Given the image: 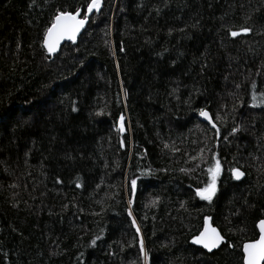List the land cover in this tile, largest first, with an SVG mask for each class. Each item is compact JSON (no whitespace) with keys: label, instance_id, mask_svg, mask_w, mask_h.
Listing matches in <instances>:
<instances>
[{"label":"trees","instance_id":"obj_1","mask_svg":"<svg viewBox=\"0 0 264 264\" xmlns=\"http://www.w3.org/2000/svg\"><path fill=\"white\" fill-rule=\"evenodd\" d=\"M89 3L0 0V264H244L264 219V0H103L49 55L55 17ZM205 216L227 238L211 253L190 242Z\"/></svg>","mask_w":264,"mask_h":264},{"label":"snow or ice","instance_id":"obj_2","mask_svg":"<svg viewBox=\"0 0 264 264\" xmlns=\"http://www.w3.org/2000/svg\"><path fill=\"white\" fill-rule=\"evenodd\" d=\"M101 0H90V3L87 5L88 12H92L94 9L99 10ZM80 10H76V14L68 13V12H60L56 16V22L53 24L51 28L47 30V34L45 37V44L49 50V52L55 51L56 46L60 39H62L65 35H67L70 39L75 38V34L79 31L81 27L85 24L88 17L85 15L83 19L79 17ZM242 31L247 32L248 29H243ZM233 36L238 35L237 32L232 33ZM264 95V94H262ZM264 102V101H262ZM200 115L205 118L210 119L208 112L201 109ZM121 119H123L121 117ZM236 131V129H233ZM195 159V157H193ZM221 171V166L219 160L216 161L214 167H210L208 169V173L210 174V182L204 187L197 189V195L202 199L211 200L212 196L216 192V180ZM233 173L237 179L243 175L239 169H233ZM132 187H136V181H132ZM207 219V218H206ZM135 223V220H133ZM260 228V236L259 239L245 243L243 246L244 250V264H261L264 262V220L259 221ZM139 231V229H137ZM223 236L215 228L205 227L204 231L200 233L199 236L194 237V241L197 244H202L205 248L211 250L216 248L219 243L223 240ZM94 243V242H93ZM141 250L143 251V240H141Z\"/></svg>","mask_w":264,"mask_h":264},{"label":"water","instance_id":"obj_3","mask_svg":"<svg viewBox=\"0 0 264 264\" xmlns=\"http://www.w3.org/2000/svg\"><path fill=\"white\" fill-rule=\"evenodd\" d=\"M102 7H103V0H101V2H100V8H99V10H95V9H94L92 12L89 13L88 10H87V8H86L85 15L88 17V19L86 20V22H85V24L83 25V27H81V28L79 29V31L75 34V38H74V39H70L67 35H65L62 39H60L59 42H58V44H57V46H56L55 51L49 52V50H48V48H47V46H46V44H45V38H44V47H45L46 51L48 52V54L51 55V56H55L56 54H58V53L60 52L62 46H63L65 43H67V42H69V43H73V44L77 43L78 40H79V37L82 35L83 31L86 29V27H87V25H88V23H89V21H90L91 16L94 15L95 13H96V14L100 13ZM68 13H71V12H68ZM73 14H76V12L73 13ZM82 15H83V11L80 10V13H79V17H78V18L83 19L84 17H83ZM55 22H56V17H55V19H54L53 24H54ZM53 24L50 26V28L53 26ZM46 34H47V33H46ZM45 37H46V35H45ZM205 111L208 112L210 119L205 118L204 116H201V115H200V119H201L202 121L206 122V123L212 124V126H213V125H214V122L212 121L211 113H210L208 110H205ZM239 171L243 173V175L240 176L239 179L236 178V176L234 175V173H233V175H234V177H235L237 180H242V179L245 177V173H244L242 170H239ZM206 218H207V219H206ZM206 226L209 227V228H215V229L220 233V235L223 236V238H224V239L219 243V245H218L216 248H213V249H211V250L205 248L202 244H197V243H195V241H194V237L199 236L200 233L204 231V229H205ZM257 228H258L259 236H260L259 222H258V224H257ZM259 236H258L257 239H259ZM194 237L191 238L190 242H191L193 245L202 248L203 250H205V251L208 252V253H211V252H213V251H216V250L220 249L221 246H222L224 243H227V238L222 234L221 230H220L217 226H215V225L213 224V222H212V217H205V219H204V224H203V227H202V230H201L197 235H195ZM257 239H255V240H257ZM255 240H253V241H255ZM249 242H252V241H248V242H245V243H249ZM245 243H244V244H245ZM244 244H243V246H244ZM230 246L232 247V245H230ZM242 252H243V255H245V254H244L243 247H242ZM243 263H244V258H243ZM261 264H264V262H261Z\"/></svg>","mask_w":264,"mask_h":264},{"label":"bare ground","instance_id":"obj_4","mask_svg":"<svg viewBox=\"0 0 264 264\" xmlns=\"http://www.w3.org/2000/svg\"><path fill=\"white\" fill-rule=\"evenodd\" d=\"M96 14V13H95ZM50 28V27H49ZM84 32V31H83ZM47 33V32H46ZM46 35V34H45ZM44 38H45V36H44ZM43 47H44V39H43ZM44 49H45V47H44ZM46 50V49H45ZM48 53V52H47ZM211 117H212V115H211ZM212 121L214 122V120H213V118H212ZM209 124V123H208ZM211 126H212V124H210ZM213 127H216V124H215V122H214V125H213ZM235 169H238V168H235ZM239 170H241V169H239ZM232 175H233V171H232ZM233 177H234V175H233ZM235 178V177H234ZM236 179V178H235ZM237 180V179H236ZM205 217H211V216H205ZM205 217H204V219H205ZM261 220H264V219H261ZM261 220H259V221H261ZM258 221V222H259ZM212 222H213V219H212ZM258 222H257V224H258ZM203 224H204V220H203ZM214 224V223H213ZM216 226V225H215ZM203 227V226H202ZM258 229V228H257ZM202 230V229H201ZM258 233H259V231H258ZM259 236V235H258ZM258 238V237H257ZM256 238V239H257ZM253 241V240H252ZM243 247V246H242Z\"/></svg>","mask_w":264,"mask_h":264}]
</instances>
